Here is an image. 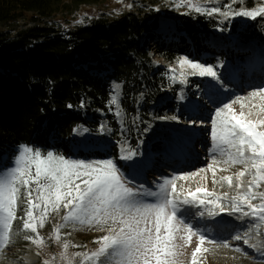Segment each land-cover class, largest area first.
Wrapping results in <instances>:
<instances>
[{
    "label": "rangeland",
    "instance_id": "rangeland-1",
    "mask_svg": "<svg viewBox=\"0 0 264 264\" xmlns=\"http://www.w3.org/2000/svg\"><path fill=\"white\" fill-rule=\"evenodd\" d=\"M142 1L145 0H130L124 7L120 6L122 2H126L124 0L83 6L73 14L58 15L51 23L63 28L84 26L98 16H116L125 10L135 12L140 6L138 3ZM192 3L205 9L221 7L223 10L222 6L232 4V0H192ZM145 4L149 13L157 18V27L152 35L153 40L162 38L163 42H176L180 46L179 39L183 34V29L181 25L177 24L176 19L180 15H186L193 25H199L201 29L208 31L209 35L206 40H201L202 47H200L201 49L205 48L206 52H203L202 57H199L196 49L188 43L189 54L177 57L170 64H166L161 59L156 60L150 52H148L150 61L140 58L138 66L140 72L137 79L130 85L136 90L142 86L139 94L134 96L136 103L133 113L123 107L122 84L113 79L110 80L113 97L116 99L115 112L118 115L116 135L118 140H113L115 127H107L103 115L96 111L95 114L102 118L99 122L100 131L92 132L91 127L84 124L75 127L74 130H77V133L75 137L71 136L69 142L72 154L66 158L85 161L112 159L125 179L131 184L143 185L149 190H157V185L164 179L196 172L201 168L206 169L212 159L210 119L216 107L230 102L237 96L247 97L250 92L264 85V44H255V26L264 22V16H258L256 19L230 16L225 19L218 13L213 15L198 13L187 4L180 3V0H146ZM262 6H264V0H242V2L238 0L232 4L234 11L253 10ZM0 29H2L1 26ZM145 36L143 34L140 37V43L144 41ZM246 49H249L248 56L242 59L237 57L238 51ZM182 57L213 67L217 72L218 79L213 80L211 77L188 74L191 69L186 66L183 69L180 67L179 60ZM249 61L257 63H253L252 66L244 65ZM241 63L244 68L242 70L239 69ZM157 66L166 68L167 72L164 71L163 81L164 85L168 86L166 91H158L159 95L152 102L151 98L155 90H149L146 84L149 83L151 72ZM96 71L95 69L90 72L95 74ZM181 80L186 82L181 83ZM116 85L119 87H115ZM132 95H134V90ZM242 102L246 104L245 111L253 104L264 103L258 97ZM234 108L239 111V104L234 105ZM252 110L257 111L258 109L253 108ZM182 112H184L182 119H179ZM84 116L90 120L92 125H96V121L89 115L85 113ZM172 116H176L178 119H160V117ZM191 121H196V123L191 124ZM159 135L163 137L164 143L152 149V142ZM115 146H117L118 155H120L121 147L131 149L137 152V155L131 161L120 160L117 162L113 156ZM19 147L16 148L17 154ZM99 153H103L104 156H99ZM158 154L162 155L156 159ZM183 155L186 156V162L180 159V156ZM216 158L222 159L219 155ZM13 160L14 158L9 166L5 165L4 169L12 167ZM179 161L185 164L179 167ZM215 167L217 180L220 176H233V183H235L234 174L242 168L240 165L228 167L223 164ZM225 167H227V171L219 170ZM243 179L247 180L249 177ZM212 181V172L206 171L199 173L196 177H190L188 180H177V190L181 191L180 186L183 185L184 192L194 191L197 187H206L207 190L217 194L225 192L229 196L236 194L235 190L228 188L226 183L223 186L220 183L214 185ZM258 191H264V185H261ZM221 202L229 203L227 200ZM253 202L258 203L259 201ZM180 212L182 214L180 218L189 223L194 230L216 242L205 245L210 249L209 252L198 254L199 264H264V224H261L257 229L255 225L259 223L258 221L251 217L241 219L239 213L229 215L228 212H223L216 216H209L207 208L199 205L183 206ZM63 214V209L59 215L50 214L44 227L38 229L39 236L45 241L42 247L25 239L27 233L22 228L21 222L14 221L10 242L0 248V264H44L45 261H48L49 264H65L60 256V253L65 251L62 248L64 242H68L70 245L66 250V256L71 259L72 264H79L80 258L76 257L75 253L95 250L98 245L94 241L105 235L106 230L101 231L95 226L81 225L75 221L64 222L61 218ZM17 215H23L21 209H18ZM57 224L64 225L60 228L61 239L59 241L50 238ZM246 231L249 243L255 244L256 247H249L244 245L242 240L233 239L238 234L243 236ZM225 242L229 245L228 247L223 246ZM196 244L197 239L193 237L190 246L182 249L184 255L179 259L183 261V264H189L191 252ZM236 248H240L241 251H236Z\"/></svg>",
    "mask_w": 264,
    "mask_h": 264
},
{
    "label": "snow or ice",
    "instance_id": "snow-or-ice-1",
    "mask_svg": "<svg viewBox=\"0 0 264 264\" xmlns=\"http://www.w3.org/2000/svg\"><path fill=\"white\" fill-rule=\"evenodd\" d=\"M236 2L238 0H232V4ZM180 3L187 4L198 13H218L225 19L230 16L251 19L264 16V6L234 11L232 4L223 5L221 10V7L202 8L192 0H180ZM179 64L182 69L185 66L191 69L190 75L218 79L217 72L211 66L184 57L180 58ZM257 97L264 101V85L247 97L237 96L216 107L210 119L212 159L207 168L164 179L157 185V190L131 184L112 159H69L52 151L42 153L21 145L13 166L0 170V248L10 242L16 220L21 222L27 233L25 239L38 247L44 246L45 241L39 236L38 229L44 227L50 214L59 215L62 209L64 222L75 221L106 230L105 235L94 241L98 245L95 250L75 253L80 258L79 264H183L179 257L184 255L182 249L190 246L193 237H196L197 244L191 252L189 264H199L198 254L209 252L205 245L216 242L180 218V210L186 205L203 206L207 208L209 216L223 212L229 215L239 213L241 219L251 217L258 221L255 227L259 229L264 224V191H258L264 185V103L253 104L245 111L246 104L242 102ZM115 102L113 97L112 103ZM236 104L240 106L239 111L234 108ZM253 108L258 110L253 111ZM190 123L195 124L196 121ZM136 155L137 152L121 147L119 159L131 161ZM217 155L222 159L218 160ZM220 164L242 166L234 174L235 183L233 176L216 179L215 166ZM219 170L227 171V167ZM206 171L212 172L214 185L220 183L223 186L226 183L236 194H217L206 187L184 192L183 185L180 186L181 191L177 190V180H188ZM245 177L249 179H243ZM223 200L229 203H222ZM18 209L22 210V216L17 215ZM63 226L57 224L50 238L59 241ZM247 237L246 231L243 236L238 234L233 239L256 247L249 243ZM223 246L229 245L225 242ZM69 247L68 242L62 244L65 251L60 256L65 264H72L66 256ZM235 250L241 251L240 248ZM44 264L49 262L45 261Z\"/></svg>",
    "mask_w": 264,
    "mask_h": 264
},
{
    "label": "trees",
    "instance_id": "trees-1",
    "mask_svg": "<svg viewBox=\"0 0 264 264\" xmlns=\"http://www.w3.org/2000/svg\"><path fill=\"white\" fill-rule=\"evenodd\" d=\"M108 1L112 0H0V170L9 166L21 145L69 157L76 126L84 124L92 132L100 131L102 118L96 111L107 127L116 129L118 115L109 82L113 79L122 84L123 107L133 113L134 96L142 86L136 90L130 85L140 72L139 59L151 60L148 52L166 64L189 54L188 43L199 57L206 52L200 47L208 31L193 25L186 15L176 19L183 29L180 46L162 38L153 40L157 18L149 13L146 0L138 3L135 12L98 16L84 26L63 28L51 23L58 15ZM124 1L121 7L130 0ZM95 69V74L90 72ZM164 71L166 68L157 66L146 84L155 90L152 102L158 91L167 89ZM116 147L113 156L119 162Z\"/></svg>",
    "mask_w": 264,
    "mask_h": 264
},
{
    "label": "bare ground",
    "instance_id": "bare-ground-1",
    "mask_svg": "<svg viewBox=\"0 0 264 264\" xmlns=\"http://www.w3.org/2000/svg\"><path fill=\"white\" fill-rule=\"evenodd\" d=\"M264 20V19H263ZM255 30H256V33H255V37H256V40H255V44H264V22L261 23L259 26H255ZM237 57H240L241 59L248 56L249 55V49H246L244 51H238L237 53ZM253 63H257V62H252V61H249L248 63L244 64V65H250L252 66ZM239 69L242 70L244 69L243 68V63L240 64L239 66ZM257 72V71H255ZM260 100V99H259ZM261 101V100H260ZM184 112H182V114L179 116V119H182V116H183ZM161 128V127H160ZM77 130H74L73 129V133H72V136L75 137L76 135V132ZM193 137V136H192ZM191 141H192V138H191ZM153 145H152V149H155V147H158L160 145H162L164 142H163V137L161 135H159L157 138L154 139V141L152 142ZM165 152H167V150H165ZM162 154H158L156 156V159H159L161 157ZM174 157V156H173ZM176 158V157H175ZM180 162V161H179Z\"/></svg>",
    "mask_w": 264,
    "mask_h": 264
},
{
    "label": "water",
    "instance_id": "water-1",
    "mask_svg": "<svg viewBox=\"0 0 264 264\" xmlns=\"http://www.w3.org/2000/svg\"><path fill=\"white\" fill-rule=\"evenodd\" d=\"M175 85H177V86H178L179 84H175Z\"/></svg>",
    "mask_w": 264,
    "mask_h": 264
}]
</instances>
